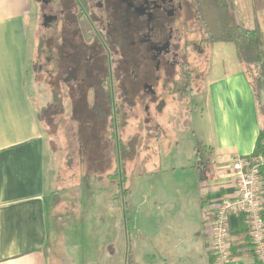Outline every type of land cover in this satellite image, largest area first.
I'll return each instance as SVG.
<instances>
[{
  "label": "rangeland",
  "instance_id": "obj_1",
  "mask_svg": "<svg viewBox=\"0 0 264 264\" xmlns=\"http://www.w3.org/2000/svg\"><path fill=\"white\" fill-rule=\"evenodd\" d=\"M248 1L234 0L232 8L246 28L251 26ZM191 18L182 44L188 45L192 92L168 97L164 111H149V122L137 111L138 118L104 132L98 130L99 117L69 111L66 99L63 111H54L51 84L38 72L41 17L37 0H31L26 87L44 124L46 210L53 233L48 264H167V205L197 200L196 165L206 157L196 127L209 44L198 18ZM224 44L231 54L233 44ZM106 137L114 146L110 158L103 155Z\"/></svg>",
  "mask_w": 264,
  "mask_h": 264
},
{
  "label": "crops",
  "instance_id": "obj_2",
  "mask_svg": "<svg viewBox=\"0 0 264 264\" xmlns=\"http://www.w3.org/2000/svg\"><path fill=\"white\" fill-rule=\"evenodd\" d=\"M248 4L253 26L250 0ZM30 12L31 0H0V264H48L53 236L46 210L44 124L26 87ZM256 19L264 42V10L256 12ZM204 43L209 44V58L196 129L206 157L199 158L200 167L196 165L197 200L189 197L167 205V264H213L207 231L214 205L234 194L228 165L234 155L253 152L261 126L235 49L230 54L227 42ZM243 222L242 215L229 217L232 257L228 264L258 263ZM119 254L123 260L122 243Z\"/></svg>",
  "mask_w": 264,
  "mask_h": 264
},
{
  "label": "flooded vegetation",
  "instance_id": "obj_3",
  "mask_svg": "<svg viewBox=\"0 0 264 264\" xmlns=\"http://www.w3.org/2000/svg\"><path fill=\"white\" fill-rule=\"evenodd\" d=\"M194 1L37 0L38 72L51 84L54 111L66 99L69 111L99 117L105 132L137 111L149 122L168 97L192 92L182 34L196 17ZM113 147L106 137L103 155Z\"/></svg>",
  "mask_w": 264,
  "mask_h": 264
},
{
  "label": "trees",
  "instance_id": "obj_4",
  "mask_svg": "<svg viewBox=\"0 0 264 264\" xmlns=\"http://www.w3.org/2000/svg\"><path fill=\"white\" fill-rule=\"evenodd\" d=\"M253 13V26L246 28L235 20L232 8L234 0H195L196 17L203 27L204 38L207 42H231L237 59L243 63L245 73L254 94L257 112L261 126L250 156L264 157V42L256 12L264 10V0H250ZM201 162L197 161L200 167ZM261 176L264 218V163L259 167ZM245 224V222H243ZM243 224V225H244ZM247 235L246 225H244ZM248 237V236H247ZM230 255L232 256L231 246ZM128 256H130L128 254ZM259 264V263H257Z\"/></svg>",
  "mask_w": 264,
  "mask_h": 264
},
{
  "label": "built area",
  "instance_id": "obj_5",
  "mask_svg": "<svg viewBox=\"0 0 264 264\" xmlns=\"http://www.w3.org/2000/svg\"><path fill=\"white\" fill-rule=\"evenodd\" d=\"M262 156L234 155L228 165V176L234 187L232 197H221L214 205L213 219L208 227L207 247L213 254V264H228L230 255V215H242L252 252L259 264H264L263 197L259 167Z\"/></svg>",
  "mask_w": 264,
  "mask_h": 264
}]
</instances>
